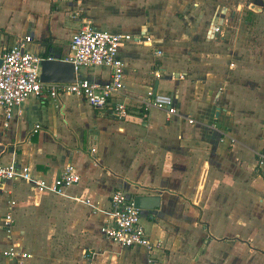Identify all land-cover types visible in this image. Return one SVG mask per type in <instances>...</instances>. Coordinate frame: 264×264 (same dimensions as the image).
I'll return each instance as SVG.
<instances>
[{
    "label": "crops",
    "instance_id": "obj_1",
    "mask_svg": "<svg viewBox=\"0 0 264 264\" xmlns=\"http://www.w3.org/2000/svg\"><path fill=\"white\" fill-rule=\"evenodd\" d=\"M84 22L150 37L121 45L119 98L133 105L156 86L177 113L134 105L120 121L74 95H30L5 125L0 107V163L26 164L46 181L72 163L81 177L63 194L0 180L4 264H264V0H0V51L29 34L30 52L66 57ZM78 75L106 82L110 69ZM117 188L160 196L141 210L159 247L101 234ZM13 243L31 257L4 256Z\"/></svg>",
    "mask_w": 264,
    "mask_h": 264
},
{
    "label": "built area",
    "instance_id": "obj_2",
    "mask_svg": "<svg viewBox=\"0 0 264 264\" xmlns=\"http://www.w3.org/2000/svg\"><path fill=\"white\" fill-rule=\"evenodd\" d=\"M216 31L219 28H215ZM151 41L150 37H133L129 33H114L99 29L84 22L72 35L68 43L69 54L66 57L43 56L27 49L32 40L27 34L19 37L15 43L4 51H0V107L6 119L5 125L13 114H21L22 103L30 96L38 98H56L61 94H70L86 101L99 110L109 111L120 121L132 117V107L135 105L140 113L156 108L165 110L167 115L177 113L174 100L170 94L154 91L150 88L137 99L135 104L119 98L124 88V63L119 55L121 45L129 40ZM155 53L159 55L160 50ZM59 58L73 63L75 80L72 82H42L40 80L41 61ZM107 67L110 78L106 82H97L86 77H80L78 71L82 67ZM158 77V69L154 71ZM183 78V74H179ZM192 121V120H189ZM35 128H40L39 124ZM260 163L263 155L260 154ZM80 174L72 163L66 164L60 174L51 181L32 174L31 168L22 163L10 161L0 163V180L24 181L34 185L38 191H48L63 194L65 189L80 181ZM14 201H11L13 204ZM110 213L100 227L101 234L121 246H140L147 251L159 247V241L153 242L146 232L141 219V210L134 205L133 197L123 189H115L110 197ZM13 216L7 212L3 218V229L7 234L12 232ZM19 244L13 243L2 251L9 258L27 259L31 254L18 249ZM148 259V262H152Z\"/></svg>",
    "mask_w": 264,
    "mask_h": 264
},
{
    "label": "water",
    "instance_id": "obj_3",
    "mask_svg": "<svg viewBox=\"0 0 264 264\" xmlns=\"http://www.w3.org/2000/svg\"><path fill=\"white\" fill-rule=\"evenodd\" d=\"M40 80L42 82H72L75 80L74 65L70 61L59 58L44 59L41 61ZM133 200L134 205L140 210H152L160 205V196L157 194L135 195Z\"/></svg>",
    "mask_w": 264,
    "mask_h": 264
},
{
    "label": "rangeland",
    "instance_id": "obj_4",
    "mask_svg": "<svg viewBox=\"0 0 264 264\" xmlns=\"http://www.w3.org/2000/svg\"><path fill=\"white\" fill-rule=\"evenodd\" d=\"M249 1V0H248ZM246 5V4H245ZM243 6H244V3H243ZM244 17V13L243 14H241L240 16H239V18L240 19H238V20H242V18ZM251 17V16H250ZM237 20V26H238V23H240L239 21ZM253 22H255V17L253 18ZM82 70V69H81ZM0 264H4V260H3V257L0 255Z\"/></svg>",
    "mask_w": 264,
    "mask_h": 264
}]
</instances>
